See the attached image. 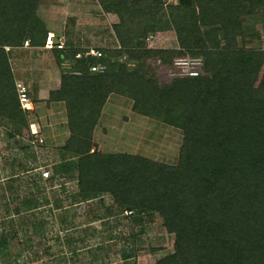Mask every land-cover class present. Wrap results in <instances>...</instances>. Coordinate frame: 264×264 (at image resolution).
I'll list each match as a JSON object with an SVG mask.
<instances>
[{"label": "trees", "instance_id": "1", "mask_svg": "<svg viewBox=\"0 0 264 264\" xmlns=\"http://www.w3.org/2000/svg\"><path fill=\"white\" fill-rule=\"evenodd\" d=\"M96 2L104 13L116 16L112 30L120 49H100L105 54L100 60L81 57L87 49L53 50L58 64L71 60L73 65L49 94V102L64 105L69 136L48 181L76 182L73 199L98 201L105 214L131 212L133 221L158 215L174 243L173 253L154 264H264V71L256 86H246L261 49L238 40H245V19L264 16V0ZM37 5L38 0H0V118L11 124L10 138L30 134L3 48L25 42L44 47L49 31L36 16ZM167 31L174 32L178 50L147 48L148 35ZM175 55L201 59V73L167 76L169 83L158 86L118 60L125 56L146 64L152 59L164 73L174 59L187 58ZM101 62L108 65L104 73L88 72L89 65ZM111 95L129 99L134 114L179 130L174 165L95 150L93 132ZM69 156L76 160L68 161ZM22 204L36 208L38 200ZM88 231L92 229H84ZM15 235H0V247ZM76 240L85 241H69Z\"/></svg>", "mask_w": 264, "mask_h": 264}, {"label": "rangeland", "instance_id": "2", "mask_svg": "<svg viewBox=\"0 0 264 264\" xmlns=\"http://www.w3.org/2000/svg\"><path fill=\"white\" fill-rule=\"evenodd\" d=\"M176 1L166 4H175ZM93 6L86 1L76 4L73 0H38L35 13L47 31L53 32L57 39H64L65 47L107 51L114 45L113 39L109 40L114 37L110 29L113 22L98 4L99 8ZM253 18L244 21V42L238 39L240 45L261 49L247 78L248 87L256 86L264 71V16H259L258 20L257 16ZM153 35L156 39L148 44L150 49L178 50L174 32ZM53 50L56 49L34 54L29 50H18L19 55L11 61L14 81L29 86L32 99V88L38 83V89L48 96L47 103L50 92L60 86L61 73L70 71L73 65L71 60L58 64ZM125 59L118 60L130 71L137 70L156 80L158 86L169 83L167 75L157 70L152 59L146 64H134ZM106 102L107 109L92 137V142H97L98 151L139 155L174 165L181 141L179 130L151 118L133 115L130 112L132 102L127 98L112 95ZM36 104L37 108L27 115V120L40 130L44 138V145L37 155H32L26 145L27 132L23 131L22 138H10L11 124L0 118V235L16 234L5 248L0 247V264H154L173 253L174 236L166 232L158 215L133 221L117 209L105 214L98 201L73 199L77 193L76 182L57 180V177L54 181L39 178L38 167L53 175L69 132L63 103L50 109L40 101ZM103 127L113 130L109 140L103 136ZM69 157L65 158L70 162L76 160ZM31 199H37L38 206L25 208L22 202ZM55 201L60 202L58 207H55ZM103 201L108 207L109 196L105 195ZM86 228L92 231L85 233ZM71 238L85 241L70 242ZM123 253L130 256L128 260L124 259Z\"/></svg>", "mask_w": 264, "mask_h": 264}, {"label": "built area", "instance_id": "3", "mask_svg": "<svg viewBox=\"0 0 264 264\" xmlns=\"http://www.w3.org/2000/svg\"><path fill=\"white\" fill-rule=\"evenodd\" d=\"M173 0H164L165 3L172 2ZM156 37L153 34L148 35L144 42L147 44V48L149 47V43H152ZM117 43V42H116ZM24 45H28V42H25ZM44 48L48 50L52 49H64L65 41L62 37L56 38V35L53 32H48L45 38ZM120 46H114L108 50H118ZM6 51H9V48H5ZM104 51V50H103ZM97 49H88L87 52L83 53L81 57H94L96 59H103L105 57L104 52ZM77 57H80L78 55ZM125 58V56H123ZM110 63H113L114 60L109 59ZM157 64H160L158 61ZM107 62L96 63L88 66V72L90 74H102L107 70ZM202 61L199 58H179L175 59L169 69H163L162 71L170 78L177 77H195L201 73ZM74 74H79V72H74ZM16 94L18 98V103L20 108L26 112L27 114H31L34 110L33 102L29 95V88L24 83H15ZM30 130V138L26 139V145L30 149V151L37 155V151L44 145V138L40 135V130L37 129L34 124H29ZM40 170L39 176L42 181H48L51 178V173L49 170L38 167ZM36 170V169H34ZM131 212H124V216H130Z\"/></svg>", "mask_w": 264, "mask_h": 264}, {"label": "crops", "instance_id": "4", "mask_svg": "<svg viewBox=\"0 0 264 264\" xmlns=\"http://www.w3.org/2000/svg\"><path fill=\"white\" fill-rule=\"evenodd\" d=\"M76 4H81L82 3V1H86L87 3H89V4H91L92 6H93V4L95 5V7H97V8H99L98 6H97V2H96V0H73ZM94 7V6H93ZM100 10V9H99ZM99 12V11H98ZM97 12V13H98ZM101 12V11H100ZM99 15H100V13H99ZM108 16H109V19L111 20V22H113V25L115 24V23H117V18L114 16V15H112V14H108ZM70 27V26H69ZM102 27V26H101ZM110 29H112V26L110 27ZM112 39H113V43H114V45L112 46V47H114L115 46V44H116V40H115V37H113V36H111V37H109V40L110 41H112ZM5 48L6 47H4L3 49H4V51L8 54V58H9V64H10V68L12 69V65H11V61L12 60H14L15 61V57L17 56V55H19L18 53H20V52H17L18 50H29V51H32L33 52V54H34V52L35 53H37L38 51H44V50H46L44 47H33V46H30L29 44L28 45H23V46H20V47H14V48H9V47H7V48H9V51H6L5 50ZM91 49H95V48H92V47H90ZM90 48H86V49H90ZM47 71V70H46ZM15 83H16V81H15ZM28 88H29V86H28ZM30 90V89H29ZM51 90V89H50ZM32 92H33V95H34V98L32 99L31 98V96H30V98H31V100H32V102H33V106H34V110H35V108H37V107H35V105L37 106V104H36V101H40L41 103H44V105H45V107L47 108V109H50V108H54V106H58V105H60L61 103L60 102H45V101H47L48 100V96L46 95V92H44V91H42L41 89L39 90L38 89V83L37 84H35L34 86H33V88H32ZM29 95H30V92H29ZM112 96V95H111ZM114 96V95H113ZM110 98V97H109ZM34 100V101H33ZM62 105V104H61ZM64 106V105H63ZM107 106H108V102H106L105 103V105H104V107H103V109H102V112H101V116H100V119H102V117H103V115H104V110H106L107 109ZM109 109H111V107L109 108ZM108 109V110H109ZM34 110L31 112V113H33L34 112ZM131 110V109H130ZM133 115H136V114H134L132 111H130ZM110 116V115H109ZM137 117H142V116H139V115H137ZM100 119H99V121H100ZM103 130H104V132H105V134L103 135L104 137H105V140H109V135L113 132V130L111 129L110 131H109V129L107 128V127H103ZM94 133H95V131H94ZM67 138H68V136H67ZM66 138V139H67ZM111 139L113 140V138L111 137ZM114 142H115V140H113ZM117 144H120V143H118V142H116ZM94 145H95V147L94 148H97V151H98V147H97V142H95L94 141ZM99 152H101L100 150H99ZM115 153V152H114ZM114 153H105V154H114ZM118 153V152H117ZM121 153V152H120ZM133 155V154H132Z\"/></svg>", "mask_w": 264, "mask_h": 264}]
</instances>
